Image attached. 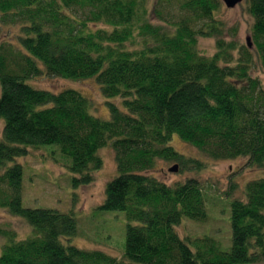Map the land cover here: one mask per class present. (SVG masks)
Segmentation results:
<instances>
[{"label":"trees","instance_id":"16d2710c","mask_svg":"<svg viewBox=\"0 0 264 264\" xmlns=\"http://www.w3.org/2000/svg\"><path fill=\"white\" fill-rule=\"evenodd\" d=\"M148 1L0 0V24L19 26L17 44L0 40V207L34 226L18 240L0 227L9 241L0 264L264 261V178L249 180L245 200L230 203L231 246L223 250L209 236L191 241L175 231L183 217L206 219L200 181L169 184L149 173L158 160L179 170L204 166L168 144L175 134L207 158L246 157L264 169V85L252 74L257 66L264 74V0H247L251 46L224 39L219 0ZM199 37L214 39L211 56L197 48ZM39 76L95 77L101 95L120 97L123 108L108 103L109 118H98L79 91L27 82ZM49 144L70 160L74 184L92 182L103 165L98 150L112 148L117 174L98 208L125 215L122 258L64 244L76 232L72 212L21 204L15 160L29 146Z\"/></svg>","mask_w":264,"mask_h":264},{"label":"rangeland","instance_id":"374dc122","mask_svg":"<svg viewBox=\"0 0 264 264\" xmlns=\"http://www.w3.org/2000/svg\"><path fill=\"white\" fill-rule=\"evenodd\" d=\"M220 7L216 12L217 19L224 25V39L234 41L239 45H246L247 38L251 43V27L253 18L247 10V0H242L232 8L226 7L219 0ZM152 0L148 1V5ZM153 22L157 19L150 17ZM97 27L105 25L97 24ZM19 26L0 24V40L5 39L17 44ZM206 55L216 50L215 42L210 37H199L198 47ZM264 85V74L260 67L252 71ZM31 86L52 92L65 88L79 91L89 99V112L98 118L108 119V103H114L123 108L120 97L106 98L101 95L100 87L95 77L73 80L61 77L39 76L27 81ZM3 121L0 118V137ZM180 154L196 158L204 162L200 170L181 169L169 171L174 162L158 160L150 174L164 183L183 181L194 177L200 181L204 200L206 219L196 221L183 217L175 226V231L183 239L209 236L214 239L223 250L231 246V202L233 199L245 200L244 187L249 180L264 178V169L251 167L246 157L214 160L207 158L188 143L183 142L175 134L168 143ZM56 144L41 145L37 148L28 147V153L16 158L22 166L21 204L25 207L52 208L60 212H72L76 219V232L70 238L64 237V244H72L84 249H98L105 253L122 258L124 252L125 232L127 220L122 211L102 210L98 208L104 199L106 183L116 176L114 154L109 144L98 150L102 158V167L94 173L93 181L89 184H74L75 175L68 169L70 160L63 156ZM231 183L235 186L229 189ZM135 224V222H133ZM0 227L15 231V238L24 239L33 233L34 226L24 217L12 215L5 208L0 207ZM6 237L0 236V253ZM189 244H191L189 242ZM124 264H140L124 260ZM251 264H264L257 261Z\"/></svg>","mask_w":264,"mask_h":264},{"label":"water","instance_id":"95a60500","mask_svg":"<svg viewBox=\"0 0 264 264\" xmlns=\"http://www.w3.org/2000/svg\"><path fill=\"white\" fill-rule=\"evenodd\" d=\"M224 2V4L226 5V7L228 8H232L235 5H237L238 3H240L242 0H222ZM247 45L251 46V43L249 42V38H247ZM178 170V165L177 164H173L171 167H169V171H177Z\"/></svg>","mask_w":264,"mask_h":264}]
</instances>
